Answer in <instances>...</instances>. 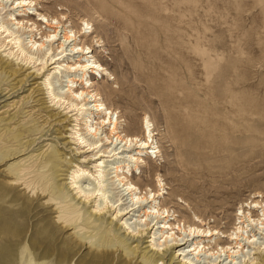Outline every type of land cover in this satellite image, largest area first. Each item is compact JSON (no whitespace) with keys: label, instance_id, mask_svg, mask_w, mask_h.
<instances>
[{"label":"rangeland","instance_id":"obj_1","mask_svg":"<svg viewBox=\"0 0 264 264\" xmlns=\"http://www.w3.org/2000/svg\"><path fill=\"white\" fill-rule=\"evenodd\" d=\"M36 1L39 11L66 13L67 22L76 28L82 19H89L93 34L82 36L81 43L93 46L91 59L113 78H101L99 73L89 77L95 79L103 103L116 110L121 127L141 135L142 120L149 116L160 155L142 154L147 164L139 163L128 176L144 192L147 187L159 188L156 177L161 175L165 192L158 200L177 218L199 217L211 226L232 230L235 215L248 208L244 203L261 199L254 197L260 193L264 197V0ZM44 78L29 80L30 85L0 104H7L0 108V128L7 125L21 132L23 144L37 137L16 159L25 165L36 163V154L47 153L51 145L73 161L82 159L89 153H78L77 146L67 143L72 138L65 137L70 135L72 118L65 119V109L55 114L58 110L50 109L47 94L37 86ZM27 88L32 89L23 91ZM177 146L183 150L179 156ZM40 147L41 151H33ZM66 163L60 167L66 168ZM58 178H63L59 183L68 182L66 175ZM5 201L0 197V206ZM30 204L0 210V264H17L18 256L56 264L65 256L68 244L63 236L69 231L52 230L40 212L44 207L31 210ZM106 216L108 224L110 214ZM147 236L140 246L146 245ZM86 252L84 246L71 252L70 264L102 261ZM98 253L108 258L106 264H125L110 249ZM251 256L254 263L262 262L264 250Z\"/></svg>","mask_w":264,"mask_h":264},{"label":"bare ground","instance_id":"obj_2","mask_svg":"<svg viewBox=\"0 0 264 264\" xmlns=\"http://www.w3.org/2000/svg\"><path fill=\"white\" fill-rule=\"evenodd\" d=\"M38 4L36 0H0V104L30 85L29 80L45 75L37 86L47 94L50 109L58 110L55 114L65 109V119L72 118L70 135L65 136L72 139L67 143L77 146L78 153L89 155L73 161L66 152L51 145L47 153L41 151L42 147L33 149L41 151L36 154L38 161L25 165L16 159L37 137L23 144L21 132L7 125L0 128V168L3 166L0 197L6 200L0 210L30 203V207H25L31 210L42 206L40 212L46 214L52 230L69 231L63 236L68 244L65 256L56 264H70L73 260L70 253L82 246L87 248V255L102 260L97 264L108 262V258H101L98 253L106 249L122 256L125 261L121 262L125 264H264V257L262 262L254 263L251 256L264 250V197L261 193L254 196L261 199L244 203L243 207L248 208L235 215L232 230L224 231L199 217L196 221H184L177 218L174 211L171 213L158 200L165 192L161 175L156 177L159 188L147 187L144 192L128 176L127 172L138 169L139 163L147 164L142 154L160 155L149 116L142 120L141 135L129 134L121 127L116 110L103 103L100 92L94 88L95 79L89 77V73H99L101 78L111 76L107 68L91 59L93 46L81 43L82 36L93 34L89 19H82L76 28L67 22L66 13L60 11L54 15L45 7L44 11H39ZM30 13L39 18H33ZM25 70L31 71L23 74ZM74 84L77 87L74 88ZM181 152L183 150L177 146V156ZM63 161L67 162L66 168L60 167ZM59 175H66L64 179L68 182L59 183L58 180L63 179H57ZM89 203H92L91 209L86 206ZM108 213L110 222L106 224ZM144 235H148L144 240L146 245L140 246ZM17 261V264L39 263L23 260V256H18Z\"/></svg>","mask_w":264,"mask_h":264}]
</instances>
